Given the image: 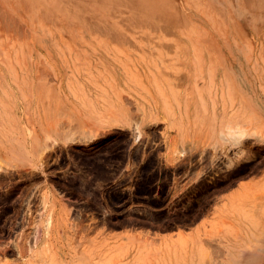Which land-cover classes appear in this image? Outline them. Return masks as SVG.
I'll return each mask as SVG.
<instances>
[{"label": "rangeland", "instance_id": "1", "mask_svg": "<svg viewBox=\"0 0 264 264\" xmlns=\"http://www.w3.org/2000/svg\"><path fill=\"white\" fill-rule=\"evenodd\" d=\"M0 264H264V0H0Z\"/></svg>", "mask_w": 264, "mask_h": 264}, {"label": "crops", "instance_id": "2", "mask_svg": "<svg viewBox=\"0 0 264 264\" xmlns=\"http://www.w3.org/2000/svg\"><path fill=\"white\" fill-rule=\"evenodd\" d=\"M232 194V192H229V193H225V194H223L222 196L224 197H229L230 195ZM208 219H210V217H208V218H203L202 220H200V221H198V222H196L193 226H191V227H189L188 229H186V230H184V232L186 233V234H193L195 231H197V230H199V229H201L204 225H206V220H208ZM126 231H124V230H120V231H117V232H115L116 233V235L118 234V235H124V234H126L125 233ZM176 232L177 231H174V232H167V233H163V234H161V237H165V236H173L174 238H175V234H176ZM120 240H121V242H123V243H126L127 242V238H125V237H121V238H119ZM161 239V238H160ZM159 239V240H160ZM130 262L129 263H135V262H145V255H130Z\"/></svg>", "mask_w": 264, "mask_h": 264}, {"label": "bare ground", "instance_id": "3", "mask_svg": "<svg viewBox=\"0 0 264 264\" xmlns=\"http://www.w3.org/2000/svg\"><path fill=\"white\" fill-rule=\"evenodd\" d=\"M241 138V135L239 134H229L227 137H226V140L232 144V145H236L238 142H239V139Z\"/></svg>", "mask_w": 264, "mask_h": 264}]
</instances>
